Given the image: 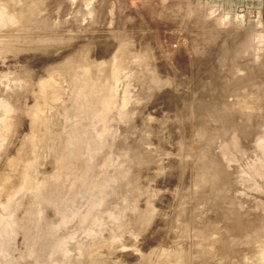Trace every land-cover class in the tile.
Listing matches in <instances>:
<instances>
[{"label":"rangeland","instance_id":"rangeland-1","mask_svg":"<svg viewBox=\"0 0 264 264\" xmlns=\"http://www.w3.org/2000/svg\"><path fill=\"white\" fill-rule=\"evenodd\" d=\"M216 7L0 0V264L264 263V17Z\"/></svg>","mask_w":264,"mask_h":264},{"label":"bare ground","instance_id":"bare-ground-1","mask_svg":"<svg viewBox=\"0 0 264 264\" xmlns=\"http://www.w3.org/2000/svg\"><path fill=\"white\" fill-rule=\"evenodd\" d=\"M221 116H222V115H221ZM225 118H226V117H225ZM227 118H228V117H227ZM219 138H220V137H219ZM222 139H223V138H222ZM224 139H225V137H224ZM224 139H223V140H224ZM136 154H138L137 157H139V158H140V156H142L141 154L139 155V153H137V152H136ZM133 156H136V155H132L131 157L133 158ZM137 157H136V158H137ZM132 158H131V159H132ZM178 158H179V157H178ZM137 160H138V159H137ZM133 161H134V160H133ZM129 165H130V164H129ZM216 166H217V165H216ZM223 171H224V170H223ZM218 172H219V171H218ZM221 172H222V171H221ZM225 173H226V172H225ZM219 174H220V173H219ZM221 176H222V175H221ZM221 179H222V178H221ZM139 182H140V180H139ZM134 183H135V182H134ZM137 185H140V183L137 184ZM142 186H143V185H142ZM132 205H133V204H132ZM135 205H136V204H135ZM131 208H132V207H131ZM133 208H134V207H133ZM135 208H136V207H135ZM136 209H137V208H136ZM145 209H147V206H146L145 208H143V211H142V208L140 209V210H141L140 212L138 211V212L140 213L138 216L141 217V216H144V215H145V216L148 215V214H149V213H148V210H145ZM138 210H139V209H138ZM144 210H145V211H144ZM150 210H151V209H150ZM150 210H149V211H150ZM175 210H176V209H175ZM135 211H136V210H135ZM160 211H161V210H160ZM151 212H152V210H151ZM151 212H150V213H151ZM154 212H155V210H154ZM175 212H176V211H175ZM147 213H148V214H147ZM158 213H159V212H158ZM160 213H161V212H160ZM245 213H246V212H245ZM242 214H243V213H242ZM150 215H151V214H150ZM157 215H158V214H157ZM163 215H164V214H163ZM163 215H162V216H163ZM184 215H185V214H184ZM184 215H183V218H184ZM186 215H187V214H186ZM243 215H244V214H243ZM151 216H152V215H151ZM187 216H189V215H187ZM187 216H185V218H186ZM240 216H242V215H240ZM157 217H158V216H157ZM168 217H169V216H168ZM174 217H175V216H174ZM242 217H244V216H242ZM150 218H151V217H150ZM153 218H155V217H153ZM161 218H162V217H161ZM224 218H225V217H223V219H224ZM244 218H246V217H244ZM247 218H248V217H247ZM155 219H156V218H155ZM166 219H167V218H166ZM174 219H175V218H174ZM180 219L182 220V218H180ZM240 219H242V218H240ZM152 220H153V219H152ZM152 220H151V221H152ZM169 220H170V218H169ZM181 220H180V221H181ZM186 220H187V219H186ZM186 220H185V221H186ZM188 220H189V219H188ZM190 220L192 221L191 218H190ZM190 220H189V222H190ZM210 220H211V218H210ZM228 220H229V219H228ZM139 221H142V219L139 220ZM144 221H145V220H143V222H144ZM182 221H183V223H184V220H182ZM200 221H201V220H200ZM207 221H208V218H207ZM224 221H225V220H224ZM230 221H232V220H230ZM242 221H243V220H242ZM148 222H149V221H148ZM177 222H178V221H177ZM187 222H188V221H187ZM202 222H203V221H202ZM236 222H238V221H236ZM162 223H163V222H162ZM178 223H179V222H178ZM180 223H181L182 226H183V223H182V222H180ZM193 223H194V222L192 221V224H193ZM225 223H226V222H225ZM232 223H234V222L232 221ZM149 224H150V223H149ZM185 224H186V222L184 223V227H185ZM192 224L189 223L188 226H190V225H192ZM202 224H203V223H202ZM206 224H207V222H206ZM212 224H213V223L210 224L211 227H212ZM234 224H235V223H234ZM208 225H209V224H207V226H208ZM213 225H214V224H213ZM224 225H225V224H224ZM229 225L231 226V228L233 227V226H232L233 224H231V222H230ZM144 226H145V224H144ZM146 226H147V225H146ZM146 226H145V227H146ZM182 226H181V227H182ZM188 226H187V227H188ZM196 226H197V225H196ZM199 226H200V224H199ZM234 226H236V225H234ZM238 226H239V224H238ZM238 226H237V228H238ZM240 226H242V225H240ZM175 227H176V226H175ZM175 227H174V228H175ZM194 227H195V226H194ZM194 227H193V228H192V227H189V228L194 229ZM200 227H201V226H200ZM214 227H215V226H214ZM228 227H229V226H228V224H227V227H226L227 230H228ZM242 227H243V226H242ZM242 227H241V228H242ZM140 228H141V227H139V229H140ZM146 228H147V227H146ZM185 228H186V227H185ZM201 228H202V227H201ZM205 228H206V225H205V227H203L202 229H205ZM212 228H213V227H212ZM234 228H235V227H233L232 230L235 231ZM241 228H240V230H241ZM124 229H125V228H124ZM202 229H199V230H202ZM209 229H210V228H209ZM214 229H215V228H214ZM214 229H213V230H214ZM142 230H143V229H142ZM186 230H187V229H186ZM199 230H196V229H195V232L197 233ZM213 230H211V231L213 232ZM218 230H219V229H218ZM140 231H141V229H140ZM188 231H189V230H188ZM203 231H204V230H202V232H203ZM216 231H217V229H216ZM216 231H215V232H216ZM237 231H238V230H237ZM237 231H236V232H237ZM144 232H145V231H144ZM147 232H148V231H147ZM185 232H186V231H185ZM192 232H193V231H192ZM212 232H211V234H212ZM220 232H221V231H219L218 235H220V234L222 233V232H221V233H220ZM230 232L232 233V231H230ZM238 232L241 234V232L243 233L244 231H241V232L238 231ZM186 233H187V232H186ZM189 233H191V232H189ZM196 233H195V234H196ZM200 233H201V232H200ZM200 233H197V235H198V234L200 235ZM205 233H207V232H205ZM213 233H214V232H213ZM228 233H229V232H228ZM145 234H146V233H145ZM195 234H194V235H195ZM201 234H202V233H201ZM208 234H209V232H208ZM211 234H209V235H211ZM214 234H215V233H214ZM214 234H213V235H214ZM216 234H217V232H216ZM232 234H233V233H232ZM260 234H262V233H260ZM185 235H186V234H185ZM199 235H198V237H199ZM209 235H206L205 238H207V236L209 237ZM221 235H222V234H221ZM221 235L218 236L219 238H218L217 236H212L211 238H213V237H217L218 240H220V237L222 238ZM223 235H224V234H223ZM235 235H236V233H235ZM186 236H187V235H186ZM201 236H203V234H202ZM201 236H200V237H201ZM204 236H205V235H204ZM224 236H225V235H224ZM224 236H223V237H224ZM239 236H240V235H239ZM190 237H191V236H190ZM198 237H197V238H198ZM232 237H233V236H232ZM232 237H231V238H232ZM240 237H241V236H240ZM249 237H250V236H249ZM261 237H263V236H261ZM110 238H111V237H110ZM226 238H227V236H226ZM190 239H192V238H190ZM194 239H195V238H194ZM201 239H202V237H201ZM209 239H210V238H209ZM222 239H223V238H222ZM197 240H198V239H197ZM199 240H200V238H199ZM199 240H198V241H199ZM206 240H207V239H206ZM206 240H205V242H206ZM213 240H216V238L213 239ZM218 240H217V241H218ZM263 240H264V238L260 241V245H262V241H263ZM207 241H208V240H207ZM229 241H230V240H229ZM235 241H236V240H235ZM245 241H247V240H245ZM250 241H251V240H250ZM192 242H193V241H192ZM203 242H204V241H203ZM218 242H219V241H218ZM220 242L222 243L223 241H220ZM220 242H219V246H220V247L224 246V245H222ZM225 242H227V241H225ZM247 242H248V241H247ZM251 242H252V241H251ZM253 242H254V244H255V243H258V241L255 242V240H254ZM263 242H264V241H263ZM184 243H187V242H184ZM189 243H190V245H191V242H189ZM209 243H210V241H209ZM214 243H215V242H214ZM223 243H224V242H223ZM229 243H230V242H229ZM231 243H232V241H231ZM231 243H230V244H231ZM236 243H237V242H236ZM240 243H242V242H240ZM105 244H107V243H105ZM193 244H194V243H193ZM203 244H204V243H203ZM211 244H212V243H211ZM234 244H235V243H234ZM244 244H245V243H244ZM246 244H248V243H246ZM249 244H250V242H249ZM249 244L246 245V246L249 247L250 250H251L252 247H250ZM221 245H222V246H221ZM232 245H233V244H232ZM235 245H236V244H235ZM250 245H253V243L250 244ZM257 245H258V244H257ZM111 246H112V245H111ZM196 246H197V245H196ZM219 246H217V249H218ZM225 246L228 247L229 245L227 246V245L225 244ZM225 246H224V247H225ZM243 246H244V245H243ZM246 246H245V247H246ZM108 247H109V245H108ZM127 247H128V246H127ZM189 247H190V246H189ZM189 247H188V248H189ZM194 247H195V246H194ZM203 247H204V246H203ZM203 247H202V248H203ZM220 247H219V248H220ZM224 247H223V252H225L224 250H226V248H224ZM229 247H230V246H229ZM229 247H228V248H229ZM255 247H259V245L256 246V244H255ZM109 248H110V247H109ZM130 248H131V247H130ZM183 248H184V247H183ZM183 248H182V254H184L185 251H189L188 249H187V250H186V249L183 250ZM186 248H187V247H186ZM191 248H193V247H191ZM197 248H199V247H197ZM215 248H216V247H215ZM228 248H227V250L230 249V248H229V249H228ZM233 248H234V247H233ZM240 248H241V247H240ZM98 249H99V248H98ZM119 249H120V248H119ZM231 249H232V247H231ZM234 249H235V250H232V253H233L234 251L237 250L236 248H234ZM242 249H243L242 252L244 251V249L247 250V248H242ZM100 250H101V249H100ZM103 250H104V249H103ZM109 250H111V249H109ZM115 250H116V249H115ZM227 250H226V251H227ZM238 250L240 251L239 248H238ZM238 250H237V251H238ZM252 250H254V253L257 251V253L259 254L258 256H259V257L261 256V257H260L261 259L264 257V245L260 246L259 249H257V248H253ZM258 250H259V251H258ZM113 251H114V250H113ZM179 251H181V249H180ZM179 251H177V253L175 252L176 254L174 253L175 256L178 255V252H179ZM183 251H184V253H183ZM217 251H218V250H217ZM237 251H236V252H237ZM248 251H249V249H248ZM131 252H132V251H131ZM134 252H135V251H134ZM219 252H220V249H219ZM221 252H222V249H221ZM223 252H222V253H223ZM246 252H247V251H246ZM246 252H244V253H246ZM251 252H253V251H251ZM101 253H102V252H101ZM101 253H100V254H101ZM105 253H106V252H105ZM187 253L189 254V252H187ZM217 253H218V252H217ZM237 253L239 254V252H237ZM249 253H250V252H249ZM257 253H256V255H257ZM132 254H133V253H132ZM161 254H162V252H161ZM188 254H186V255L188 256ZM238 254H237L236 258L239 260V258H242V257H239V258H238V256H239ZM240 254H241L240 256L243 255V253H240ZM247 254H248V253H247ZM108 255H109V254H108ZM171 255H173V254L171 253V254L169 255L170 258H171ZM184 255H185V254H184ZM226 255H228V254L226 253ZM233 255H235V253H234ZM248 255H249V254H248ZM251 255H253V254H251ZM254 255H255V254H254ZM254 255H253V256H254ZM99 256H100V255H99ZM182 256H183V255H182ZM182 256H180L181 258H179V256H177V259H182V258H183V260H184V256H183V257H182ZM187 256H185V258H186ZM244 256L246 257V255H244ZM258 256H256V257L258 258ZM166 257H167V256H165V257H164V260H163V256H161V259L158 260V261H159V264H160L161 262H162V264H167L168 262L170 263V261H171V264H175V263L177 262V260H175L176 257H174V256H172V258L174 257L173 259L176 261V262L174 261L175 263H172V260H173L172 258H171V259H165ZM169 257H168V258H169ZM230 257H231V256L228 255V258H230ZM247 257H248V256H247ZM247 257H246L245 259H248ZM249 257H250V256H249ZM256 257H254V258H256ZM97 258H98V257H97ZM108 258H109V256H108ZM234 258H235V256H234ZM257 258H256V259H257ZM218 259H219V258H218ZM93 260H94V259H93ZM150 260H151V259H150ZM156 260H157V259H154L155 263H156ZM166 260H168V261H166ZM169 260H170V261H169ZM185 260H186V259H185ZM228 260H229V259H228ZM238 260H237V261H238ZM250 260H253V261L250 262ZM250 260H249V262H250L249 264H252V262H254V264H258L257 261L260 260V259L258 258L257 261H256L255 259L252 258V259H250ZM263 260H264V259H263ZM151 261H152V260H151ZM151 261H149V262L153 264L154 262H151ZM224 261L226 262V260H224ZM242 261L244 262L243 259L241 260V262H242ZM255 261H256L257 263H255ZM96 262H97V261H96ZM147 262H148V261H147ZM149 262H148V263H145V264H149ZM181 262H182V261H181ZM225 262H224V263H225ZM231 262H233V261L231 260ZM245 262H247V261H245ZM259 262H260V261H259ZM91 263H92V262H91ZM109 263H110V262H109ZM177 263L179 264L180 262L178 261ZM177 263H176V264H177ZM224 263H223V264H224ZM261 263H263V261H262ZM89 264H90V263H89ZM107 264H108V262H107ZM110 264H112V263H110ZM113 264H115V263L113 262ZM156 264H157V263H156ZM180 264H182V263H180ZM226 264H229V263L226 262ZM236 264H240V263H237V262H236ZM243 264H245V263H243ZM263 264H264V263H263Z\"/></svg>","mask_w":264,"mask_h":264},{"label":"built area","instance_id":"built-area-1","mask_svg":"<svg viewBox=\"0 0 264 264\" xmlns=\"http://www.w3.org/2000/svg\"><path fill=\"white\" fill-rule=\"evenodd\" d=\"M222 4L220 5H214V7L218 6L220 7ZM216 9H218L216 7ZM233 14L235 16L244 18V16L247 17V21L248 22H255L256 21V17L259 16L260 18L264 17V8H260V10L255 9V6L249 4V3H237L234 5L233 8ZM263 27H264V21H263Z\"/></svg>","mask_w":264,"mask_h":264},{"label":"crops","instance_id":"crops-1","mask_svg":"<svg viewBox=\"0 0 264 264\" xmlns=\"http://www.w3.org/2000/svg\"><path fill=\"white\" fill-rule=\"evenodd\" d=\"M208 6L220 5L224 12L228 14H233L234 5L237 3H249L253 6H257L259 4L261 7L264 8V0H204Z\"/></svg>","mask_w":264,"mask_h":264}]
</instances>
